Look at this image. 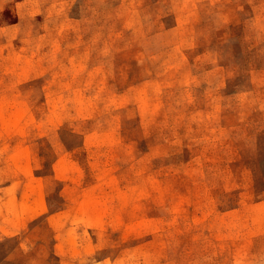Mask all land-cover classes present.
Wrapping results in <instances>:
<instances>
[{
	"label": "rangeland",
	"instance_id": "374dc122",
	"mask_svg": "<svg viewBox=\"0 0 264 264\" xmlns=\"http://www.w3.org/2000/svg\"><path fill=\"white\" fill-rule=\"evenodd\" d=\"M0 264H264V0H0Z\"/></svg>",
	"mask_w": 264,
	"mask_h": 264
}]
</instances>
